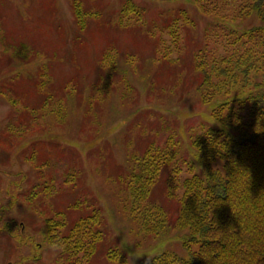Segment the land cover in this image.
I'll return each instance as SVG.
<instances>
[{"label": "rangeland", "instance_id": "obj_1", "mask_svg": "<svg viewBox=\"0 0 264 264\" xmlns=\"http://www.w3.org/2000/svg\"><path fill=\"white\" fill-rule=\"evenodd\" d=\"M126 1L0 0V264H74L78 255L51 237L95 207L104 238L84 264H124L107 257L112 249L125 264L163 253L190 258L186 229L169 225L152 236L135 224L118 177L132 155L173 134L180 154L152 200L174 224L194 130L212 123L193 86V54L207 32L226 43L221 37L242 23L234 22V0L209 4L218 2L224 23L202 13L199 3L211 0H130L137 10L128 12ZM170 31L179 33V48Z\"/></svg>", "mask_w": 264, "mask_h": 264}, {"label": "trees", "instance_id": "obj_2", "mask_svg": "<svg viewBox=\"0 0 264 264\" xmlns=\"http://www.w3.org/2000/svg\"><path fill=\"white\" fill-rule=\"evenodd\" d=\"M210 2L199 3L202 13L221 23L229 21L216 5L225 0L212 8L209 4L214 1ZM234 3V22L242 24L234 23L232 36L223 37L222 31L213 29L212 34L225 39L222 44L207 32L210 38L192 57L198 73L193 86L202 103L210 106L212 123L194 130L191 176L183 183L174 224L164 207L152 200L164 171L180 154L173 134L165 144L151 143L143 153L132 155L128 170L118 177L130 201V218L144 233L160 235L169 225L188 231L184 245L190 250L189 260L163 253L141 264H264V0ZM124 6L127 12L137 10L130 0ZM73 7L80 23V5ZM192 19L184 16L187 25L195 24ZM170 34L179 48V33ZM216 46L223 47L224 53ZM106 59L110 60L108 55ZM178 173L174 168L170 177ZM102 221L101 209L95 207L51 239L65 254L78 255L74 264H84L104 238ZM107 257L125 264L117 249L108 251Z\"/></svg>", "mask_w": 264, "mask_h": 264}, {"label": "clouds", "instance_id": "obj_3", "mask_svg": "<svg viewBox=\"0 0 264 264\" xmlns=\"http://www.w3.org/2000/svg\"><path fill=\"white\" fill-rule=\"evenodd\" d=\"M153 253H155V250H153ZM138 254V253H137ZM131 264H132V262H131Z\"/></svg>", "mask_w": 264, "mask_h": 264}]
</instances>
